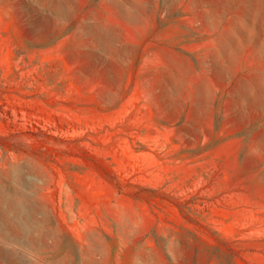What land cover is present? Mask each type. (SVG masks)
<instances>
[{"label": "rangeland", "instance_id": "374dc122", "mask_svg": "<svg viewBox=\"0 0 264 264\" xmlns=\"http://www.w3.org/2000/svg\"><path fill=\"white\" fill-rule=\"evenodd\" d=\"M11 248L31 264H264V0H0Z\"/></svg>", "mask_w": 264, "mask_h": 264}, {"label": "bare ground", "instance_id": "6f19581e", "mask_svg": "<svg viewBox=\"0 0 264 264\" xmlns=\"http://www.w3.org/2000/svg\"><path fill=\"white\" fill-rule=\"evenodd\" d=\"M23 229L24 230L23 231L21 230V232H20L19 228H18V230L16 231L15 234H7V239L11 240L12 242L17 243V244L25 243L26 242L25 238H27V236L30 238H31V236H33L32 235L33 230L30 228V226H27V225ZM27 242H28V240H27ZM1 247H2V245H1ZM0 256L2 258H4L3 260H5L6 264H31V262L27 258L23 257L20 253H18L16 250H14L12 248L9 250L3 249L2 253H0ZM61 262H63V261H61Z\"/></svg>", "mask_w": 264, "mask_h": 264}]
</instances>
